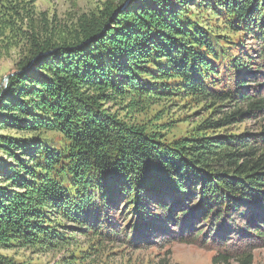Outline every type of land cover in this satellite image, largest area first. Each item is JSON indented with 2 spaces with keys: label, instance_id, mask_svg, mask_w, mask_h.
I'll use <instances>...</instances> for the list:
<instances>
[{
  "label": "trees",
  "instance_id": "obj_1",
  "mask_svg": "<svg viewBox=\"0 0 264 264\" xmlns=\"http://www.w3.org/2000/svg\"><path fill=\"white\" fill-rule=\"evenodd\" d=\"M123 1L81 14L65 33H31L1 92L0 264H31L2 252L16 248L65 250L58 264H92L90 245L81 248L75 234L93 243L155 234L147 221L119 228L100 208L121 191L144 209L140 194L162 190L180 194L158 204L163 239L251 264L253 248L264 245V125L258 135L234 126L264 119V81L240 74L239 53L235 87H214L215 61L231 52L209 20L219 10L234 33L260 44L253 70L264 80V0ZM170 99L202 105L205 115L171 135L187 119L151 109ZM188 192L196 201L186 220Z\"/></svg>",
  "mask_w": 264,
  "mask_h": 264
},
{
  "label": "rangeland",
  "instance_id": "obj_2",
  "mask_svg": "<svg viewBox=\"0 0 264 264\" xmlns=\"http://www.w3.org/2000/svg\"><path fill=\"white\" fill-rule=\"evenodd\" d=\"M105 1L107 0H0V95L8 84V80L5 83V77L16 70V63L20 57L24 56L31 33H37L39 38L53 34V31L54 33L59 31H64L65 33L73 28L81 14L96 12ZM125 1L122 2V7L130 2L129 0L124 5ZM192 7L195 8L196 6ZM209 12L211 13V11ZM213 14L215 15L213 20H209L210 24L213 25V33H218L225 38L219 47L226 54L231 52V56H218L215 61L217 68L213 76L215 77L213 80L216 81L214 87L220 88L225 83H229L232 88L235 87L233 86V81L236 78V71L233 68V60L235 57L240 58V54L242 55L240 58L242 61L241 63L236 62L238 64L236 69H242L240 74L246 75V79L262 83L264 80L258 79V73L261 76L262 71L253 70L256 63H259L260 44L253 40L247 32L234 33L228 26L229 20H226L225 15L221 11L213 10ZM244 33L247 34V37L243 35ZM232 43L237 45L236 50H229L232 47ZM263 61L261 60V64ZM242 63L251 67V73H249L250 67H243ZM256 76L258 78H255ZM251 85L254 86L255 82H252ZM161 107L165 109L164 116L166 120L172 116L178 117L180 115L181 119H187L186 121H179L176 127H172L170 130L171 135L184 134L186 128L197 119V116L205 115L206 111L202 105L195 106L193 103L179 99L163 100L161 103L152 106L151 109H159ZM262 125H264V119H253L237 123L234 127H237L236 132L247 131L249 135L250 133L251 135H258ZM1 132L17 136L25 135L31 137L35 135L18 132L14 129L2 130ZM48 135L54 137L53 133ZM98 183V180H96L95 187L92 189L88 188L89 190L87 191L91 194H94V192L98 194L96 191ZM179 195L177 192L173 191L170 193L167 190H162L160 193L143 191L139 198L141 203L147 205V208L137 209L135 205H130L125 201L123 192H118L115 199H109L107 204L100 208L101 215H112V218L115 215V224L119 228L128 227L137 220L147 221L155 228L156 233L149 236L151 232V229H149L146 232V236L140 239L137 236L135 237L134 233L129 238H126L124 232H120L114 241L101 243H93L92 240L86 242L84 236L75 234L76 243L81 248L85 249L90 245L87 250L89 254L85 263L91 259L92 264H239L235 258L229 259L227 262L216 260L215 255L217 252L214 248H203L193 244L171 242L163 239V234L166 235L169 230H167V222L161 218V216L164 217V213L159 211L158 204L163 201H170L171 203ZM95 201H98V199ZM183 201L184 207H187L185 211L187 213L183 217L188 220L189 210L195 207L196 199H194L193 194L189 193L188 197L183 199ZM67 232H70V229ZM2 252L31 264H58L62 256L66 255L65 250L60 251V253H36L16 248ZM252 255L251 264H264V245L253 248Z\"/></svg>",
  "mask_w": 264,
  "mask_h": 264
},
{
  "label": "water",
  "instance_id": "obj_3",
  "mask_svg": "<svg viewBox=\"0 0 264 264\" xmlns=\"http://www.w3.org/2000/svg\"><path fill=\"white\" fill-rule=\"evenodd\" d=\"M128 1H129V0H126V1L124 2V4H126ZM49 52H50V51L45 52L44 54H48ZM22 71H23V69H22V70H19V71H16L15 73H20V72H22ZM12 74H14V73H11V74H9V75H7V76L5 77V83L7 82V80L9 79V77H10Z\"/></svg>",
  "mask_w": 264,
  "mask_h": 264
}]
</instances>
